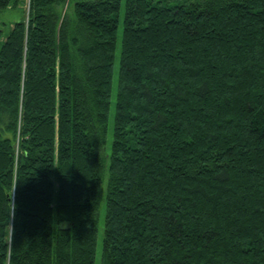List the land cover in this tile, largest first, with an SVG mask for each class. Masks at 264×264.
<instances>
[{
	"label": "trees",
	"instance_id": "1",
	"mask_svg": "<svg viewBox=\"0 0 264 264\" xmlns=\"http://www.w3.org/2000/svg\"><path fill=\"white\" fill-rule=\"evenodd\" d=\"M121 5L1 44L0 264H264V0H126L108 150Z\"/></svg>",
	"mask_w": 264,
	"mask_h": 264
},
{
	"label": "rangeland",
	"instance_id": "2",
	"mask_svg": "<svg viewBox=\"0 0 264 264\" xmlns=\"http://www.w3.org/2000/svg\"><path fill=\"white\" fill-rule=\"evenodd\" d=\"M28 1L29 0H20L17 6H11L8 8H0V29L2 33V37L0 39V47L3 40L11 31L13 24L16 20H19L22 16H27L28 13ZM125 1L122 0V5L120 9V20L117 32V48H116V57H115V66H114V77H113V85H112V96H111V106H110V114H109V133H108V150L111 149L112 140H113V128L114 121L116 115V101H117V90L119 83V72H120V59H121V46L123 39V31H124V14H125ZM105 218V208L102 207L99 216V244H98V254L96 264H100L101 252H102V226L104 224Z\"/></svg>",
	"mask_w": 264,
	"mask_h": 264
}]
</instances>
